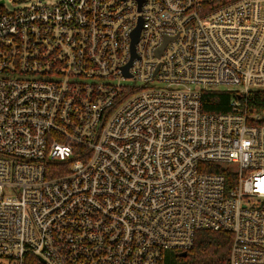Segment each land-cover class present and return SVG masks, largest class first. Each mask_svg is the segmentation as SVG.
I'll return each mask as SVG.
<instances>
[{"label": "built area", "instance_id": "1", "mask_svg": "<svg viewBox=\"0 0 264 264\" xmlns=\"http://www.w3.org/2000/svg\"><path fill=\"white\" fill-rule=\"evenodd\" d=\"M0 2V264H264V0Z\"/></svg>", "mask_w": 264, "mask_h": 264}, {"label": "trees", "instance_id": "2", "mask_svg": "<svg viewBox=\"0 0 264 264\" xmlns=\"http://www.w3.org/2000/svg\"><path fill=\"white\" fill-rule=\"evenodd\" d=\"M235 94L228 91H207L203 94L202 104L205 113L223 114L231 111V101ZM255 107L264 106V93L255 95ZM219 172V171H216ZM232 235L225 232H201L195 244L180 264H229Z\"/></svg>", "mask_w": 264, "mask_h": 264}, {"label": "rangeland", "instance_id": "3", "mask_svg": "<svg viewBox=\"0 0 264 264\" xmlns=\"http://www.w3.org/2000/svg\"><path fill=\"white\" fill-rule=\"evenodd\" d=\"M32 1L35 2L36 0H32ZM5 2H6L5 9L11 11L15 8V6L11 3V0H5ZM176 255L177 254L174 252H166L164 264H178Z\"/></svg>", "mask_w": 264, "mask_h": 264}, {"label": "water", "instance_id": "4", "mask_svg": "<svg viewBox=\"0 0 264 264\" xmlns=\"http://www.w3.org/2000/svg\"><path fill=\"white\" fill-rule=\"evenodd\" d=\"M1 3H2V2H0V5H1ZM139 33H140V28H138L137 31H136L135 34H134V43H133V44H135V43L138 41ZM187 255H188V253L183 252V253L180 254L179 257H180V258H186Z\"/></svg>", "mask_w": 264, "mask_h": 264}, {"label": "flooded vegetation", "instance_id": "5", "mask_svg": "<svg viewBox=\"0 0 264 264\" xmlns=\"http://www.w3.org/2000/svg\"><path fill=\"white\" fill-rule=\"evenodd\" d=\"M181 259L183 260V259H185V258H181ZM177 262H178V264H180V262H179V261H177Z\"/></svg>", "mask_w": 264, "mask_h": 264}]
</instances>
